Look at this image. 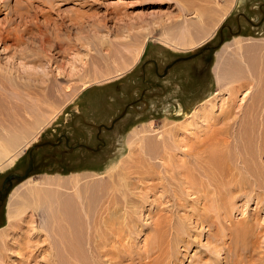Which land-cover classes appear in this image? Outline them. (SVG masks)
Masks as SVG:
<instances>
[{"label": "rangeland", "instance_id": "374dc122", "mask_svg": "<svg viewBox=\"0 0 264 264\" xmlns=\"http://www.w3.org/2000/svg\"><path fill=\"white\" fill-rule=\"evenodd\" d=\"M196 9L202 10L201 16ZM186 28L182 41L180 33ZM0 32L16 35L0 39V69L17 77L14 84L18 92L10 98L9 110L0 114V143L6 147L0 153V183L9 173L23 174L29 155L33 161L27 177L14 178L11 190L0 202V264H50L42 220L49 218L47 207H55L50 201L37 202L27 185L29 181L40 184L37 188L46 190L45 194L63 195L59 198L64 204L70 201L71 206L58 205L54 211V216L60 213L65 218L71 216L69 209L77 208V201L66 196L65 187L47 183L69 179L73 174L89 176L94 187L134 191L147 197L143 198L147 203L141 202L139 207L135 239L143 255L141 248L152 223L169 215L168 225L176 226V215L183 212L176 209V195H171L174 185L160 184L166 174L160 165L167 163L160 157L165 151L174 156L203 139L208 121L201 116L208 109L207 103L211 101L218 114L219 104L229 98L235 81L259 63L264 66V57L258 54V47L264 46V0H0ZM205 45L215 48L171 64ZM215 71L225 82L223 87L217 83ZM20 72L28 73L24 76ZM42 72L46 73L41 76ZM248 100V94L240 90L235 107L246 105ZM188 123L195 129H186ZM210 125L216 127L215 123ZM156 140L164 142L157 145ZM183 142L185 146L177 150ZM31 146L34 148L29 153ZM12 158L15 160L10 163ZM254 199L227 200L233 202L234 220L248 217L262 224L261 232L252 227L255 236L244 240L254 242L242 243L251 251L241 244L244 264H264V208ZM185 204L188 210L189 202ZM187 210L189 219L172 231L176 230L178 241L188 238L189 246L175 242V234L165 232L167 239L173 240L169 262L208 264L215 256L207 252L209 228L194 225ZM130 239L127 244L133 243ZM79 245L84 259L85 245ZM222 251L216 254V263L225 264ZM57 261L62 263L59 257ZM135 263L140 264L138 259Z\"/></svg>", "mask_w": 264, "mask_h": 264}, {"label": "bare ground", "instance_id": "6f19581e", "mask_svg": "<svg viewBox=\"0 0 264 264\" xmlns=\"http://www.w3.org/2000/svg\"><path fill=\"white\" fill-rule=\"evenodd\" d=\"M196 11H198L197 16L202 15L201 9H196ZM187 31V28L182 29L180 33L183 35L181 36L182 41L185 34L188 33ZM3 34L5 33L3 32ZM9 34L6 36L4 35L5 37L0 34L3 36H0V39L3 38V40H5ZM12 35L14 36L15 34L12 32L11 36ZM237 45L239 44L237 43ZM235 47L239 49V46ZM227 50L228 47L224 49V51ZM238 54L241 55L242 53L240 52ZM258 54L264 57V46L258 47ZM50 56L53 57L52 55ZM260 65L261 63L256 65L254 71L248 69L246 75L244 74L241 80L235 81L236 85L229 88V98L223 102L227 104L225 106L223 103L219 104L218 114L215 113L214 104L210 103L211 101L207 103L209 105L208 109H206V111L203 110L201 116L204 117V121H208L207 126L204 128L205 136L203 139L199 138L200 141L197 140L194 144L192 143L193 145L191 144V146H188L189 150L182 149L181 152H177L174 156L165 151V156L160 157V160L167 161L166 164L162 163L160 165L161 168L164 167L162 170L166 173L160 184L163 187L174 185L170 187L171 195L172 193L176 195V209L178 211H183L182 214H175L178 223V225H175L181 228L182 223L189 219V213L185 212L187 210L185 202H189L188 210H190V215L193 216L192 222L194 225H206L209 228V230H207L209 231L207 237L212 240L210 239L208 241L209 251L207 252L216 256L220 250H223L225 259H222L223 261L225 260V264H244L245 261L243 259L245 257L242 259L244 256H242V254L246 246L242 243L253 241L244 240L248 239L247 236L250 235H252L253 238V235L255 236L254 231H256V233L261 232L262 224L257 219L246 217L234 220L232 217V210H234V207L231 206L233 202L231 204L230 201L227 202V200L231 198L234 199L235 197L246 196L255 198L256 204H258L260 208H264V66L262 64L260 68ZM24 72L23 70L22 73ZM37 73L39 72L37 71L35 74ZM43 73L44 72L40 75L43 76ZM215 73L217 83L221 84L223 87L225 82L220 78L217 71H215ZM21 74L19 76H21ZM25 74L22 75L25 76ZM30 75L35 76L31 74V72ZM12 76L7 71L0 69V114L9 110L10 98L18 95L14 84L16 83L14 81H17V77L15 76L13 78ZM230 83H233V81H230ZM85 86L86 84L84 87ZM240 90L248 94L249 100L246 105L235 107V98ZM10 102L12 103V101ZM195 123V125L198 124L197 121H195ZM210 123L212 125L215 123L216 127L211 126ZM188 128L194 127L188 123L186 129ZM170 133L171 130L168 132V135H170ZM161 142L163 143L164 141L162 140ZM157 143V145L160 144L158 141ZM166 143L168 142L166 141ZM183 143L184 144L180 143L177 150L181 149V145L185 146L186 143ZM163 145L164 144H162V147H165V149L168 148V146L166 147ZM160 147L161 145L159 148ZM3 151H6V147L0 143V153ZM161 151H163V149ZM183 154L186 157H184ZM14 160L15 159L12 158L10 163H13ZM96 175L103 174H95L94 176ZM70 177L71 178L66 180L56 178L55 181L47 183V185L65 187L67 189V191H65L66 196L71 195L75 198V201H77V208L75 210L69 209L71 216L66 215L65 218H63V215L60 216V213H57L60 217L59 219H57V215L54 216V211H56L55 209H57L58 205L64 204V201L59 198V196H61V198L64 197L63 195H58L56 193L45 194L46 190L37 188V186L40 187V184L37 185L30 181L26 189L37 199V202L40 200L50 201L55 207L54 209L51 205L48 206L46 211L47 217L49 218L46 217V222L45 219L42 220L43 225L45 223L42 229L47 231L46 241L48 244L47 248L50 252V264H59V261H57L58 257L64 264H124L125 261L127 262L125 264H136V259L139 260L140 264H172L171 262L174 261H169L172 259L170 248L173 240L170 241L167 239L165 232L167 233L168 231L169 234H175V242L184 243L186 247L189 246L188 242L190 240L186 237L178 241L179 235L176 234V230L172 231V228L176 226L168 225L170 216L167 215V217L165 216L162 220L152 223L153 228L151 229V233L145 237L146 240L141 248V250H143V255H141L135 239L138 226V213L140 212L139 207L141 202L145 201V203H147V200L143 199L146 196H139V194L134 191L127 192V190L120 191L118 189L116 191L113 188L105 186L94 187V181L88 179L89 176L82 177L78 176V174H73ZM164 190L163 188V191ZM90 199L93 201H90ZM94 203L95 205L93 206ZM69 206H71V203L67 201L62 208ZM173 208L175 209V207ZM60 221L64 223L61 224L59 223ZM165 224L167 225L166 230L164 229ZM252 227L254 230L253 233H251L250 229ZM48 232L50 234L49 236ZM79 235L83 237L80 238L78 237ZM131 237L133 238V243L127 244ZM226 237L230 239L229 242L226 240ZM79 238L81 241L84 239L82 242L86 248L85 254H83L84 259L81 257L82 255L79 250V244L82 246ZM261 243L262 242H260V244ZM241 244L245 247L244 249H242ZM257 245L258 244H256V247ZM172 252L174 253L173 250ZM1 255L5 254L1 253ZM62 256L66 257L64 259L67 260L64 261V259L61 258ZM215 256L213 259L214 261L211 262L209 260L210 263L208 264H221L219 260V262L216 263L218 256ZM158 258H160V261ZM177 259L178 258H175L174 260L176 261ZM1 261L2 259H0V262ZM173 264H175V262ZM203 264L207 263L205 262Z\"/></svg>", "mask_w": 264, "mask_h": 264}, {"label": "flooded vegetation", "instance_id": "af4514ba", "mask_svg": "<svg viewBox=\"0 0 264 264\" xmlns=\"http://www.w3.org/2000/svg\"><path fill=\"white\" fill-rule=\"evenodd\" d=\"M207 62H208V60H205V63H207ZM142 69H144V65H142ZM141 91H142L141 93H143L144 88L141 89ZM90 95L91 94L89 93L87 95V97H88V100L91 101V96ZM177 102H179V101H177ZM179 105H182V104L179 102ZM99 130H100V126L98 127V133H99ZM61 138H63L64 140L67 141V137H65V136H62ZM61 138L55 143L57 144L58 142H60ZM33 148L34 147L32 146L31 150H29V153L32 151ZM32 168H33V161H32L31 156L29 155V161H28V166H27L26 170H28L30 172V170H32ZM14 173H18V172H12V173H9V174L5 175L3 180H2V182L0 183V202H2L6 198V195L9 193V191L12 188V181H13L14 178H16V177H14Z\"/></svg>", "mask_w": 264, "mask_h": 264}, {"label": "water", "instance_id": "95a60500", "mask_svg": "<svg viewBox=\"0 0 264 264\" xmlns=\"http://www.w3.org/2000/svg\"><path fill=\"white\" fill-rule=\"evenodd\" d=\"M238 29H239V28H238ZM219 36H220V42H221L222 39H223L222 27H220V29H219ZM214 48H215V46L205 45V46H203L200 50H198L197 52H195L194 54H191V55H188V56L179 57V58L175 59L171 64H173V63H175V62H177V61H180V60H186V59H189V58H193L194 56H196L197 54H200L202 51H204V50H206V49H208L209 51H211V50H213ZM205 59L209 60V53L206 54V58H205ZM171 64H170V65H171ZM170 65H168V66H170ZM125 109H126V108H124V110H123L122 113L118 116V118L124 114ZM31 148H32V146L29 148V150H31ZM28 174H29V171L26 170L23 174H20V173H14V177H16L17 179L20 180V179H24V178H26Z\"/></svg>", "mask_w": 264, "mask_h": 264}]
</instances>
